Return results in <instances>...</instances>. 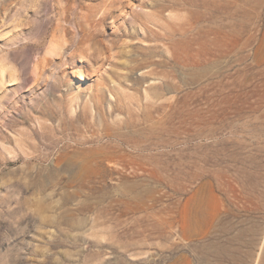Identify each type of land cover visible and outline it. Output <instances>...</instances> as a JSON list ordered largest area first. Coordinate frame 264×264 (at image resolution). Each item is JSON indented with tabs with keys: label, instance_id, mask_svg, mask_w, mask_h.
Listing matches in <instances>:
<instances>
[{
	"label": "rangeland",
	"instance_id": "1",
	"mask_svg": "<svg viewBox=\"0 0 264 264\" xmlns=\"http://www.w3.org/2000/svg\"><path fill=\"white\" fill-rule=\"evenodd\" d=\"M113 3L0 0V264H264V0Z\"/></svg>",
	"mask_w": 264,
	"mask_h": 264
},
{
	"label": "bare ground",
	"instance_id": "2",
	"mask_svg": "<svg viewBox=\"0 0 264 264\" xmlns=\"http://www.w3.org/2000/svg\"><path fill=\"white\" fill-rule=\"evenodd\" d=\"M109 2V1H108ZM114 0H110V8H111V3L114 5ZM109 5V4H108ZM116 5V4H115ZM106 6H107V4H106ZM109 9V8H108ZM108 9L107 8H105V10L100 14V16H99V18L98 19H96V23L95 24H97V25H99V26H101L104 22H105V20L109 17V12H108ZM93 21V22H94ZM92 22V23H93ZM91 24V23H90ZM96 25V26H97ZM95 27V26H94ZM84 40H86V39H79V42H78V44L77 45H79V43H82V41H84ZM59 49V45L56 43V44H54L53 46H52V49H51V52H54V51H56V50H58ZM77 51H79V53H83V52H85L84 50H83V48H81L80 46H77L76 47V50H75V52H73V55H76V53H77ZM72 55V56H73ZM87 55H88V53H87ZM92 57V56H91ZM87 58V57H86ZM113 83V82H112Z\"/></svg>",
	"mask_w": 264,
	"mask_h": 264
}]
</instances>
